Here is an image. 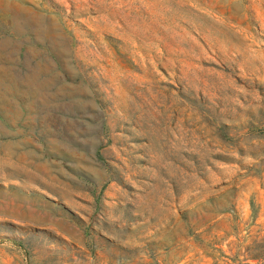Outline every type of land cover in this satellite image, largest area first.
Segmentation results:
<instances>
[{"label": "rangeland", "instance_id": "rangeland-1", "mask_svg": "<svg viewBox=\"0 0 264 264\" xmlns=\"http://www.w3.org/2000/svg\"><path fill=\"white\" fill-rule=\"evenodd\" d=\"M0 264H264V0H0Z\"/></svg>", "mask_w": 264, "mask_h": 264}]
</instances>
